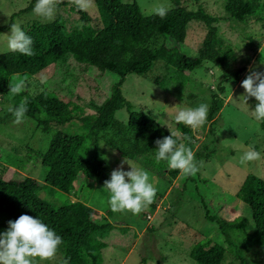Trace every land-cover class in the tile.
<instances>
[{
  "label": "rangeland",
  "instance_id": "rangeland-1",
  "mask_svg": "<svg viewBox=\"0 0 264 264\" xmlns=\"http://www.w3.org/2000/svg\"><path fill=\"white\" fill-rule=\"evenodd\" d=\"M67 1L63 0L58 5L54 19L59 16L69 20L77 19L78 15L71 10L70 4H65ZM123 1H136L145 14L155 13L161 5L168 8L174 6L173 0ZM180 1L190 8L198 4L203 5L213 15L215 22L213 20L212 23L218 27L219 35L232 47L235 66H241L246 61H249V65L238 83L227 85L223 93L218 89L222 71L207 61L193 71L186 72L195 83L187 82L178 86L170 82L165 88H161L154 81L155 76L166 74L164 64L159 62L155 70L146 76L129 75L121 87L124 96L132 102L135 110L148 113L177 136L179 131L174 117L178 111L196 107L201 103L207 104L209 108L211 92L218 94L222 99V106L214 116L215 133L207 136L212 124L210 120L201 127L191 128L194 138L190 147L194 153L200 150L207 155L201 161L202 167L199 171L202 183L198 177L195 182H188L187 176L182 174L169 183L162 174L155 173L139 159L126 158L134 166L149 172L150 180L158 192L154 202L140 215L112 212L107 203L108 193L103 188L104 181L110 178L112 170L119 167L125 157L99 138L95 140L96 158H93L94 146H91L89 153L103 168L98 177L79 175L68 193L54 187L41 186L39 197L53 206L59 207L70 200H82L98 211V219L106 218L114 224L111 230L97 235L99 240L106 243L102 250L103 264H197L189 256L190 249L197 241L211 237V242L226 246L216 226L206 220L201 197L209 201L212 211L227 220L245 216L250 219L245 228L232 231L236 247L245 251L241 240L249 236L252 238L254 235L250 210L236 197V192L249 172L264 178V130L260 121H256L251 114L257 101L255 98H249L246 104L242 97L245 90L241 87V82L249 74L250 68L264 71V53L260 51L261 48L264 49V4L252 2V14L238 20L229 17L225 12V0ZM35 3L33 0H0V26L8 21L12 13L30 4H33L34 8ZM33 8L15 23L23 30L28 29L34 22H45L34 14ZM88 13L94 18L98 17L94 0ZM206 33L207 26L201 21L193 20L188 25L183 42L158 36L150 45L176 47L177 59L182 55L195 56ZM7 34H10V30L0 31V53L8 51ZM18 78L19 76L12 77ZM116 79L118 76L114 73H102L96 67L78 64L70 56L29 78L32 82L29 87L31 92L37 89L50 91L63 101H72L80 107L75 110L72 125L64 122L53 124L48 132H42L37 127V122L27 117L23 123H14V117L7 111L12 106L13 94L11 91L1 94L0 177L9 180L28 175L43 184V169L39 157H35L29 149L44 151L56 130L81 132V119L93 114V104L103 102L110 95L111 85ZM189 92H194L196 97L189 99ZM115 116L125 122L128 113L125 109H120ZM205 143L209 150L203 149ZM248 150L259 152L260 158L241 164L240 157ZM130 168L129 164H124L125 170ZM249 248L241 263L233 261V254L229 253L222 264H264V244L254 242ZM38 264H63L62 252L59 250L55 261H38Z\"/></svg>",
  "mask_w": 264,
  "mask_h": 264
},
{
  "label": "trees",
  "instance_id": "trees-1",
  "mask_svg": "<svg viewBox=\"0 0 264 264\" xmlns=\"http://www.w3.org/2000/svg\"><path fill=\"white\" fill-rule=\"evenodd\" d=\"M94 2L97 18L88 11L78 10L67 1L65 4H70L71 10L78 15L76 20L59 16L52 21L34 22L25 29L33 38L35 55L27 57L9 50L0 53V95L10 91V84L23 80L26 90L19 95L13 94L11 107L18 106L26 97V117L35 120L42 132H48L53 124L64 122L72 125L75 110L80 107L72 101H63L50 91L37 89L31 92L29 87L32 82L29 78L68 56L78 64L93 66L102 73L111 72L118 76L111 85L110 95L103 102L93 104V114L81 119V132L56 130L44 151L29 149L35 157H39L43 184L28 175L9 180L0 177V232L8 228L9 220H15L22 214L40 218L63 238L64 243L60 247L63 264H103L102 250L106 243L99 240L97 235L111 230L114 224L106 218L98 219V211L82 200H70L55 207L41 199L38 193L42 185L68 193L79 175L98 177L103 168L94 161L97 156L96 139L102 138L125 158L139 159L155 173L162 174L169 183L181 175L179 170H170L166 161L155 160V141L170 135L171 131L148 113L134 109L132 102L122 92L121 87L126 78L129 75L146 76L155 70L157 63L162 62L166 74L155 76V83L161 88L170 82L183 86L187 82L195 83L186 72L193 71L207 61L222 71L218 89L223 93L227 85L238 83L249 65V61H246L241 66H235L232 47L224 42L218 27L212 23L213 15L201 4L190 8L180 0H173L174 6L161 18L156 12L145 14L136 1ZM252 2L264 4V0H225L223 8L229 17L242 20L252 14ZM32 8L33 4H30L12 13L8 21L0 26V31L10 30V25ZM193 20L207 26L206 36L195 56L182 55L177 59L176 47L150 45L158 36L183 42L188 25ZM13 76L19 78L12 79ZM211 93L207 120L212 124L207 136L215 133L214 116L222 106L218 94ZM187 97L193 99L196 95L189 92ZM120 109L128 113L125 122L115 116ZM260 126L264 130V122L260 121ZM177 130L178 137L190 147L194 138L191 127L177 123ZM91 146H94V159L89 154ZM207 146L205 143L203 149L209 150ZM206 156L200 150L195 153L198 163ZM196 177L202 183L199 172L195 176H187L186 180L195 182ZM236 197L249 208L254 225L253 237L241 240L245 251L236 247L231 233L245 228L250 219L245 216L227 220L212 211L209 201L201 197L206 220L216 226L228 246L211 242V237L197 241L189 252L197 264H222L229 253L233 254V261L241 263L254 242L264 244V178L249 172L237 190Z\"/></svg>",
  "mask_w": 264,
  "mask_h": 264
},
{
  "label": "clouds",
  "instance_id": "clouds-1",
  "mask_svg": "<svg viewBox=\"0 0 264 264\" xmlns=\"http://www.w3.org/2000/svg\"><path fill=\"white\" fill-rule=\"evenodd\" d=\"M62 2L63 0H36L33 12L44 21H52L58 5ZM68 2L85 12L93 5V0ZM168 11V7L161 5L156 9V14L164 18ZM6 41L9 51L27 57L35 55L33 38L18 24L10 25V34L6 35ZM260 51L264 53V49L261 48ZM241 87L245 90L242 97L246 104L249 98H255L257 101L255 108L251 110L252 116L256 121L264 122V71L250 68L249 74L241 82ZM9 90L12 94L19 95L26 90V84L23 80L18 81L10 84ZM7 111L14 117V123H23L28 111L27 98L21 100L18 106L9 107ZM208 111V105L201 103L196 107L179 110L174 119L178 124L182 123L195 129L206 123ZM170 131V135L155 141V160L166 161L170 170H179L184 176H195L200 171L202 162L198 163L193 149L175 132L171 129ZM259 158V152L248 150L240 157V163L247 164ZM124 164H129L130 170H125ZM103 188L108 193L107 203L112 212H130L133 215L146 211L158 192L150 180L149 172L134 166L126 158L121 161L119 167L112 170L110 178L104 181ZM63 243V238L48 224L25 213L15 220H9L8 228L0 232V264H38V261H55Z\"/></svg>",
  "mask_w": 264,
  "mask_h": 264
}]
</instances>
